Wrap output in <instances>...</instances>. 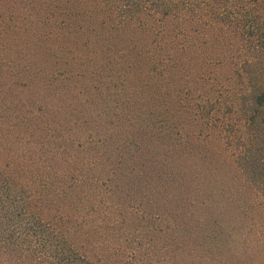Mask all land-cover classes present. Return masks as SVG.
<instances>
[{"label":"trees","instance_id":"obj_1","mask_svg":"<svg viewBox=\"0 0 264 264\" xmlns=\"http://www.w3.org/2000/svg\"><path fill=\"white\" fill-rule=\"evenodd\" d=\"M229 1H238L239 8L233 30L232 15L225 11ZM251 1L0 0V264L165 263L157 259L164 254L159 242L175 236L155 226L139 243L135 225L140 220H165L146 212L134 188L132 196L127 194L120 169L126 156L118 154L113 165L120 151L109 144L105 149V143L120 125L137 127L147 139L170 130L175 148L158 152L153 142L141 146L122 139L131 146L122 148L137 160L131 175L147 182L143 169H154L156 187L162 181L160 188L169 192L163 178L170 172L163 167L169 150L182 144L183 122L170 117L175 125L166 127L156 105L139 106L130 95L146 89L162 94L163 84L183 82L184 54H192L201 70L213 65L217 58L200 57L206 40L226 45L237 31L241 46L249 43L257 19L250 16ZM254 1L253 6L264 2ZM15 49L16 55H8ZM230 56L220 57L216 66ZM248 64H237L239 76ZM67 99L66 105L56 102ZM250 100L254 113L264 108V89L254 90ZM90 105L105 108L104 124ZM170 105L183 108V92ZM107 123L112 133L102 138L99 128ZM147 183L150 187L152 179ZM192 198L183 199L191 221L197 201ZM183 226L185 233L189 225Z\"/></svg>","mask_w":264,"mask_h":264},{"label":"rangeland","instance_id":"obj_2","mask_svg":"<svg viewBox=\"0 0 264 264\" xmlns=\"http://www.w3.org/2000/svg\"><path fill=\"white\" fill-rule=\"evenodd\" d=\"M237 2L229 1L225 6L228 15H232V30L238 26L235 19L238 18ZM254 4V0L248 4L251 8L250 16L256 14L257 17L255 27H252L253 22H248L252 27L250 31L253 32L249 43L241 46L240 36L236 31V35L231 32L233 36L226 45L217 46L214 41L209 40L203 45L204 54L200 53L202 59L217 58L218 62L220 57L231 55V59L226 58L227 61L231 60L230 66L226 65L225 60L221 66H216L215 62L201 70L200 65L193 63L192 54H184L183 82L170 88L163 84L161 95L148 89L142 95H130L137 100L139 106L141 102L147 105L149 103L151 109L156 105L157 112L166 119L163 118L166 123L161 122L166 127L175 125L171 118L183 122L182 144H178L172 152L169 150L166 161L168 167H163L165 172H170L165 177L166 180L163 178V181L170 184L167 185L169 192L160 188L162 181L156 187L158 176L156 177L157 171L154 172V169H143L147 171L145 180L149 182L152 179L150 187L143 179L131 175L137 160H132L129 155L132 153L128 154L127 150L131 146H126L122 139H133L141 146L144 142H153L152 146L158 152L160 148H175V144L169 139L174 140L176 137L171 135L170 130L164 135L147 139L139 136L137 127L135 130L120 125L115 130L118 132L115 137L111 141L106 140L105 149H109V144L111 149L120 151L113 156V165L115 162L118 164V154L121 156L124 153L126 157L129 155L127 158L123 157L124 163L120 168L123 178L125 177V189H130L127 194L132 196L134 188L140 199L137 201L143 202L146 212L153 217L162 215L160 221L165 220L156 221V224L154 221L149 223L147 217L140 220L135 225L139 243L149 239L147 229L155 226L168 228L172 234L170 236H175L159 242L164 254L157 259L164 260V264H264V108H259L254 113L250 100L254 90L264 89V2L258 6H253ZM220 7L224 8L223 5ZM220 28L222 34L225 28ZM16 51L17 49L8 55H16ZM244 60H248L249 64L244 70L246 72L241 70L239 76L237 64ZM7 69V66L3 67V70ZM123 89L125 91L129 88ZM120 91L119 96L122 94L124 97L123 91ZM182 92L183 108L173 109L171 99ZM70 101L71 99L56 102L66 105ZM112 103L113 106L117 105ZM79 105L80 102L76 100V106ZM94 108V105L89 106L91 111ZM167 108L169 111L166 115ZM95 109L102 114L101 122L104 124L108 118L107 115L103 116L105 108L97 106ZM68 114L69 111L67 119ZM160 119L162 120L161 117ZM99 129L102 138L112 133V127L109 128L108 123L106 128ZM158 160L159 157L155 161ZM125 174L130 175L126 177ZM173 179L178 180H174V186L171 187ZM135 180L140 181L139 184ZM152 187L157 189L153 190ZM187 196L205 202L202 206L196 201V207L190 211L195 217L192 221L187 220L189 213L183 208V201ZM126 201L128 200L125 198ZM186 223L189 227L184 233L183 229L186 227L183 225ZM174 229L178 230V237L174 235Z\"/></svg>","mask_w":264,"mask_h":264}]
</instances>
